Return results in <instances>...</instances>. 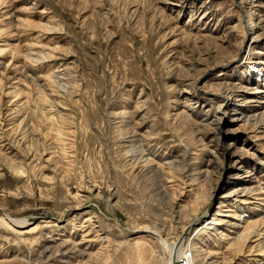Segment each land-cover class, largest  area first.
I'll list each match as a JSON object with an SVG mask.
<instances>
[{
	"label": "rangeland",
	"instance_id": "1",
	"mask_svg": "<svg viewBox=\"0 0 264 264\" xmlns=\"http://www.w3.org/2000/svg\"><path fill=\"white\" fill-rule=\"evenodd\" d=\"M243 1L249 42L233 0H0V264H163L145 229L202 212L194 264H264V239L232 246L264 218V0Z\"/></svg>",
	"mask_w": 264,
	"mask_h": 264
},
{
	"label": "bare ground",
	"instance_id": "2",
	"mask_svg": "<svg viewBox=\"0 0 264 264\" xmlns=\"http://www.w3.org/2000/svg\"><path fill=\"white\" fill-rule=\"evenodd\" d=\"M233 3H234V5H236L238 12H240L241 19L244 18V20H242L243 21L242 24H243V27H244V30H245L244 34L247 35L246 39H247V42H249L253 38L255 27L251 23V19H250L249 15H248V12L247 13L245 12V7L243 6L244 1L243 0H233ZM251 48H252L251 45H249L248 49H251ZM35 151H37V150H35ZM35 153H37V152H35ZM21 165H22V163H21ZM10 168H12L13 171L17 172V174L21 173V170L18 167L14 166L13 164L10 165ZM236 188L237 189L234 190L236 193H233L230 190L228 193H224L225 194L224 197H230V196L237 195V194L240 193L241 195H240L239 198H245L246 195L243 194V193H245V191H243L240 187H236ZM240 190H242V191L239 192ZM234 202H236V203H234L232 205L234 206V209H235L234 214L236 215L237 212H241L243 210L244 207H241L240 204L244 203V202H241L238 199H234ZM238 203H240V204H238ZM248 203H244V204H248ZM218 212L219 211L214 213V216L218 215L219 214ZM234 214L232 216H234ZM240 216H237V218L240 217ZM201 218L202 219L204 218L203 212L202 213H198L196 216H194L190 220H188V222L185 225L186 229L185 230L183 229V232L180 234V238L178 240L174 241V242H171V241L169 242L167 239H164L163 236H161L157 231H154V229L153 230H151L149 228L145 229V231L146 230L150 231L151 235L156 238V240L158 241L159 246L162 248V252H163V257H162L163 258V262L162 263L163 264H194V262H195L194 260L195 259L197 260L198 257L200 258V256L197 254V251L194 249V247H193L194 245L192 243L194 241V239H196V236H198V235H196L192 239H190L191 237L189 238V236L191 235V232H189V231H190L191 226L194 223H196L197 221H199ZM237 218H234L235 222L231 223V225L237 230L236 234L239 236V241L233 243V245H232V246L235 245L234 247L237 248L238 252H240L242 250L238 249V247H236V246H238L237 243L244 245L246 242L250 241V239H252V238H257L256 240L264 239L263 238V234L260 233L259 230H256L258 228H263L264 227V218H261V219L255 220V221H250L249 220L250 217L248 215V217H247L248 220H246L244 222H241V224L239 223V220H237ZM210 219H211L210 222H209V219H207V218L204 219L203 223L200 224L198 227H196V230H195L194 233H197V232H203L204 233L209 228H212L211 226H214V225H216V223L217 224L219 223L217 220H214L213 218H210ZM14 222L15 223L16 222H20L21 223V222H23V219H19V220H15L14 219L13 223ZM212 222L214 223V225L212 224ZM15 223H14V225H18V224H15ZM20 232H22V231H20ZM219 235L223 236L224 234L223 233L222 234L219 233ZM262 241L263 240H261V242ZM261 242H259V243H261ZM195 246H196V244H195ZM239 247H241V245ZM204 256H205V259H204V261H205L206 259H208L209 256H206V255H204ZM207 264H210V263H207Z\"/></svg>",
	"mask_w": 264,
	"mask_h": 264
}]
</instances>
